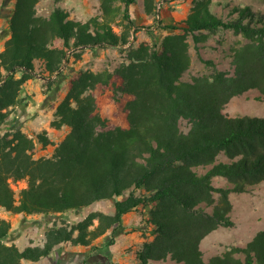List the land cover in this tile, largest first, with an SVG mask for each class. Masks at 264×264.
Returning <instances> with one entry per match:
<instances>
[{
	"label": "trees",
	"instance_id": "trees-1",
	"mask_svg": "<svg viewBox=\"0 0 264 264\" xmlns=\"http://www.w3.org/2000/svg\"><path fill=\"white\" fill-rule=\"evenodd\" d=\"M117 1L128 25L121 31L113 25ZM135 1L100 0L102 19L85 22L60 6L41 16L39 0L14 1L0 50V210L53 220L43 245L21 249L9 241L11 222L0 215V264L38 261L64 243L96 249L93 241L102 235L103 245H111L131 211L141 212L142 231L152 235L135 251L138 264L167 258L183 264H264V229L246 245L229 246L208 260L200 249L212 230L234 225L229 194L264 181V117L223 111L231 97L250 89L264 102V13L233 6L236 17L224 19L211 11L210 0H192L182 20L157 25L170 33L135 46L129 28L136 32L142 26L130 15ZM144 2L147 11L155 7L154 0ZM219 30L246 39L230 48L229 69H219L201 52L209 34ZM189 38L197 58L212 71L184 79L192 63ZM56 39L62 46L54 45ZM126 44L127 62L115 73L117 89L132 95L128 126L107 128L90 91L109 83L111 74L88 69L76 71L56 105L51 128L66 129L58 142L47 130L27 133L10 119L28 79L39 75L51 87L52 75H59L76 49ZM48 146L52 150L42 153ZM217 177L226 183L215 184ZM20 180L26 185L17 193L12 182ZM106 199L113 200L112 212L93 210L74 221L58 217Z\"/></svg>",
	"mask_w": 264,
	"mask_h": 264
},
{
	"label": "rangeland",
	"instance_id": "rangeland-1",
	"mask_svg": "<svg viewBox=\"0 0 264 264\" xmlns=\"http://www.w3.org/2000/svg\"><path fill=\"white\" fill-rule=\"evenodd\" d=\"M154 3L155 7L151 11H147L144 0H136L135 3L130 5V15L134 24L136 26L142 25L136 32L133 31L134 27L132 25L129 28L131 42L135 46L141 41H160L171 30L167 27H157V25H168L182 20L192 6V0H154ZM116 4L119 6L120 12L116 18V23L113 25L115 31H121L123 26L128 27V25L127 21L122 18L123 3L117 1ZM57 6L65 9L70 18L81 22L92 18L101 20L103 15L100 8V0H39L36 5L37 14L48 16ZM233 6H249L254 12L264 13V0H210L209 4L211 11L224 19L236 17V13H230ZM189 42L192 63L183 78L190 79L193 75L210 73L212 67L197 58L190 38ZM245 42L246 39L241 34H235L231 30H219L209 34L201 45V52L205 58L213 59L219 69H229L231 60L229 56L230 48ZM54 45L62 46V40L56 39ZM128 45L76 49L75 53L70 55L69 62L62 65L58 75V78H60L59 87L54 84L51 87H47L46 90L50 91L51 95H55L58 92V98L62 99L66 89L69 87L70 79L78 69H88L104 75L109 73L111 74L109 83H98L90 91L95 98L96 111L107 119V128L128 126L126 105L132 95L122 93L117 89L120 80L115 73L117 67L127 62ZM36 67V70L41 72L39 62L36 63ZM34 78L40 77L36 75ZM63 79L66 81H63ZM43 84L47 85L46 82H43ZM257 95L258 90L250 89L240 95L233 96L225 104L223 111L230 116L252 115L264 117V102L256 100L255 97ZM51 150L52 146H48L47 150H43L42 153H47V151ZM219 158H225V156L221 154ZM200 171H204V169H200ZM214 183L225 184L226 180L217 177L214 178ZM25 185V180L12 182V187L17 193ZM229 198L232 204L229 215L234 221V225L232 227L219 226L201 240L200 249L204 260L224 252L229 246L246 245L259 230L264 229V181L249 186L246 191L231 192ZM93 210L112 212L113 200L106 199L93 202L79 213L68 212L58 214V217L63 215L69 221H74L83 218L88 212ZM4 211L0 210V215H3ZM33 217L28 218L29 220L27 221L35 222V220H32L34 219ZM38 217L41 216L38 215ZM125 219L129 221L128 228L122 222V227L114 232L115 238H123L120 242V249L114 248V250L112 245H103L104 235L97 237L93 241L96 249L92 246L64 243L60 246L61 248L72 249V254L76 253L72 255L66 264H81L83 262L90 264L94 261H101L104 264H138L135 251L143 241L150 240L152 235L149 232L145 234L142 231L144 219L141 212L131 211L127 213ZM108 233H110V230ZM130 243L132 244L130 245ZM76 246H80V248L77 249ZM77 253H85V255L78 260L76 259ZM150 264L183 263L167 258L166 260L152 261Z\"/></svg>",
	"mask_w": 264,
	"mask_h": 264
},
{
	"label": "crops",
	"instance_id": "crops-1",
	"mask_svg": "<svg viewBox=\"0 0 264 264\" xmlns=\"http://www.w3.org/2000/svg\"><path fill=\"white\" fill-rule=\"evenodd\" d=\"M14 1L15 0H0V50L4 47V42L9 36L8 18L13 9ZM57 78L58 76L55 74L52 75V79L56 80ZM63 81L66 80L63 79ZM43 82H45L44 78L33 77L23 84L18 98V104L12 111L10 119L13 123L21 126L23 131L27 133H37L47 130L51 139L54 142H58L63 138L66 129H53L51 128L50 122L54 118L56 105L61 98H58V92H56L55 95H51L50 91L46 90L47 85H44ZM54 84L59 87L60 78H58L53 85ZM4 212L5 213L1 216L11 222V231L8 236L10 242H14L21 249L28 245H43L45 241V229L52 225L53 219L48 220L47 217L41 214H14L6 210ZM38 215L41 217H38ZM126 215L123 218V224L128 228L129 221H126ZM32 216H34L32 220H35V222L27 221L29 220L28 218ZM121 240H123L122 237L119 239L115 238V242L111 244L113 246L112 248L120 249ZM131 244L132 243H130V245ZM76 248L79 249L80 246H76ZM71 250L72 249H63L58 246L49 256L43 257L38 261L22 260L21 264H66L72 255L76 254H72ZM83 255H85V253H77L76 259L80 260Z\"/></svg>",
	"mask_w": 264,
	"mask_h": 264
}]
</instances>
